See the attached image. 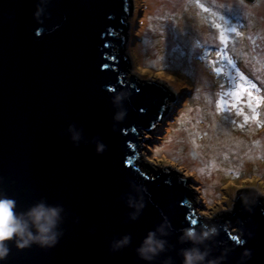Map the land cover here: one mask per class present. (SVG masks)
I'll list each match as a JSON object with an SVG mask.
<instances>
[{"label":"water","instance_id":"obj_1","mask_svg":"<svg viewBox=\"0 0 264 264\" xmlns=\"http://www.w3.org/2000/svg\"><path fill=\"white\" fill-rule=\"evenodd\" d=\"M38 4L40 37L37 0H0V197L14 199L17 212L40 203L61 208L60 237L52 249L19 250L10 242L4 264H184L188 249L206 253L204 264H264L260 190L239 196L235 218L203 221L192 198L197 194L180 171L138 164L172 87L129 73V1ZM119 92L124 98L114 104ZM125 110V120L116 121ZM70 125L81 133L78 146ZM101 141L107 150L98 154ZM141 195L146 206L137 213L129 198ZM205 224L216 233L202 243L186 238L191 227L200 235L209 230ZM237 229L245 232L242 246L233 239ZM149 233L164 249L145 260L138 249ZM245 248L250 258L242 255Z\"/></svg>","mask_w":264,"mask_h":264},{"label":"rangeland","instance_id":"obj_2","mask_svg":"<svg viewBox=\"0 0 264 264\" xmlns=\"http://www.w3.org/2000/svg\"><path fill=\"white\" fill-rule=\"evenodd\" d=\"M128 1L125 54L130 58L129 73H138L142 81L172 87L168 109L150 129L144 157L138 155V164L180 171L197 194L192 198L196 210L206 215L203 221L235 214L244 191L260 190L259 196L264 198V0H175V29L179 23L186 29L182 38L168 30L166 41H171L170 45L159 41L164 36H157L158 47L172 50L168 61L173 57L177 62L170 65L163 60V67L138 60L136 50L147 41L152 9L147 0ZM166 24L165 29L173 22ZM183 66L188 67L185 70ZM196 68L198 73L194 74ZM198 81L203 88L196 84ZM212 89L217 92L212 93ZM210 94L216 95V104L211 107L215 115L219 114L222 125L212 121L211 113L204 109L206 115L198 133L203 147L205 139L213 136L220 145L235 146L236 136L241 142H248L245 157L230 155L227 159L235 165L246 161L241 167L247 171L229 170L219 184L220 194L210 190V180L196 169V162L200 168L206 163L197 150L174 157L166 149L177 131L188 128L191 110L209 104ZM257 151L260 153L256 158L252 157Z\"/></svg>","mask_w":264,"mask_h":264},{"label":"clouds","instance_id":"obj_3","mask_svg":"<svg viewBox=\"0 0 264 264\" xmlns=\"http://www.w3.org/2000/svg\"><path fill=\"white\" fill-rule=\"evenodd\" d=\"M43 9L39 7L37 0V7L33 13V18L37 22L39 27L36 30L37 37H40L44 33V22L41 19ZM58 27V26H57ZM55 29H53L54 31ZM115 92L114 89H112ZM123 95L119 92L113 96V103L118 104L122 99ZM127 116V111H121L114 116V119L118 122H123ZM70 130L73 131L72 140L78 146V142L81 139V133L75 132V125H70ZM116 130V127H113ZM107 150V145L104 142L97 144L96 151L98 154H103ZM137 193L147 194L148 190L146 187L136 188ZM129 206L135 207L137 213L142 210L146 204L143 199V195L140 196L139 201L135 198H129ZM248 211H252L253 207H249ZM17 203L14 199L9 197H0V264H4V261L10 255V242H15L16 247L19 250L30 248L32 245H38L44 249H52L59 243L60 233L58 232V225L61 218L62 209L59 207L47 206L44 203L37 204L30 208L27 212H17ZM133 219L137 216L133 215ZM207 231H204L202 235L198 234L194 227H191L185 231V236L188 240L193 243H202L210 236L216 233V228H209L207 224L204 225ZM239 232L238 239H236L237 245H244L245 232L237 229ZM130 237H125L122 244H128ZM164 242L159 241L155 237V233H149L143 242V245L138 249L139 254L145 260H151L158 251H163ZM246 257H251V251L247 248L244 249L242 254ZM207 254L202 253L198 249H188L184 251V264H204L206 261ZM208 264H216V261H209Z\"/></svg>","mask_w":264,"mask_h":264},{"label":"bare ground","instance_id":"obj_4","mask_svg":"<svg viewBox=\"0 0 264 264\" xmlns=\"http://www.w3.org/2000/svg\"><path fill=\"white\" fill-rule=\"evenodd\" d=\"M148 6L152 9L151 14L149 15L150 18H148L147 26L149 29V34L147 37V41L143 43L138 49L136 50V55L138 56V60H141V63H147L149 62L152 65H157L160 67L165 66L163 60L167 62L168 64H176L177 62L174 61L176 58H171L168 61V57L171 55L172 50L169 47H158L156 45V42H162L167 43V45L171 44V41L167 40L168 30L169 33L171 32L176 37H181V33L183 29H186L182 23H179L178 29L176 31L175 24H177V19L174 18V11H175V0H147ZM172 20L173 24L170 25L167 29L164 27H167V22H170ZM164 36L163 41L158 39V35ZM169 36V35H168ZM159 40V41H158ZM189 42V41H188ZM164 46V45H163ZM163 48L166 49V51H163ZM193 51V48L191 49ZM172 61V62H170ZM187 61V60H186ZM186 61H183L182 64H187ZM173 66V65H172ZM183 66V69H187V67ZM172 69L170 71H173L174 67H171ZM190 69V68H189ZM192 70V69H190ZM180 72V71H179ZM182 73V72H181ZM198 73V68H196V72L194 70V74ZM183 74V73H182ZM196 76V75H195ZM198 80V79H197ZM196 84H202L200 81H198ZM203 88V84L202 87ZM217 92V90L212 89V93ZM209 104H205L203 107H200L199 105L195 108H193L192 113L190 115L192 116L190 120L187 121L188 128L184 131H177L172 137L168 143L166 149L168 150V153L171 152L173 156L175 157V154L184 156L185 154H193L192 150H197L200 153V157H203L202 159L206 161L204 165L200 168L199 163L196 162L194 165L196 169H200V171L204 174V178L209 179V187H211V191L219 193V191L222 193V190L218 189L219 184L224 178V176L229 172V170H235V169H242V164H246V161H243L241 165H235V162H230V160H227L230 155H233L234 158H237L241 155L245 157L247 152V143L248 142H241L240 137L236 136L234 138V142L236 143L235 146H230L225 143L222 145L218 144L216 141V138L213 137H207L205 140H207V143H204L205 146L203 147V142L199 139V131L200 129V121L205 117V112L208 111L211 120L216 122L219 125H222V121L219 118V114H216L212 112L211 104H216V95L215 97L210 94L209 96ZM206 111H205V110ZM217 109V107H216ZM218 110V109H217ZM221 116H223V113H220ZM194 118L195 120H191ZM209 123V122H208ZM203 128V127H202ZM206 129V128H203ZM227 131V130H226ZM210 134H213V129L210 128L209 130ZM232 133V132H231ZM232 136L234 137V134L232 133ZM212 139V140H210ZM237 140V142H236ZM247 141V140H246ZM213 145L211 146V144ZM260 152H256L255 155L252 157L256 158V155H258ZM186 156V155H185ZM240 159V158H239ZM237 167V168H236ZM242 170H246L243 168ZM197 171V170H196ZM247 171V170H246ZM220 194V193H219Z\"/></svg>","mask_w":264,"mask_h":264},{"label":"trees","instance_id":"obj_5","mask_svg":"<svg viewBox=\"0 0 264 264\" xmlns=\"http://www.w3.org/2000/svg\"><path fill=\"white\" fill-rule=\"evenodd\" d=\"M251 193H252V191H251ZM250 195H253V194H250ZM236 217V213H235V215H234V218ZM223 220H229L228 218H223Z\"/></svg>","mask_w":264,"mask_h":264},{"label":"snow or ice","instance_id":"obj_6","mask_svg":"<svg viewBox=\"0 0 264 264\" xmlns=\"http://www.w3.org/2000/svg\"><path fill=\"white\" fill-rule=\"evenodd\" d=\"M233 239H235V240H236V239H238V237H234V236H233Z\"/></svg>","mask_w":264,"mask_h":264}]
</instances>
